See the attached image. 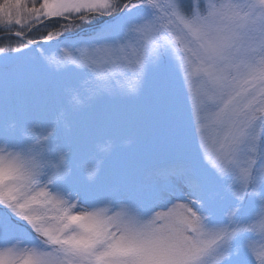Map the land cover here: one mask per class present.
<instances>
[{"label": "snow or ice", "instance_id": "obj_1", "mask_svg": "<svg viewBox=\"0 0 264 264\" xmlns=\"http://www.w3.org/2000/svg\"><path fill=\"white\" fill-rule=\"evenodd\" d=\"M0 264H264V0H0Z\"/></svg>", "mask_w": 264, "mask_h": 264}]
</instances>
